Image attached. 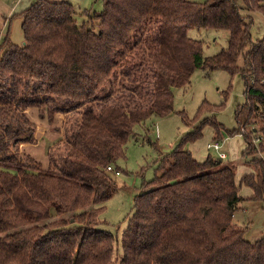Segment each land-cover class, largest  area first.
Instances as JSON below:
<instances>
[{
	"label": "trees",
	"instance_id": "16d2710c",
	"mask_svg": "<svg viewBox=\"0 0 264 264\" xmlns=\"http://www.w3.org/2000/svg\"><path fill=\"white\" fill-rule=\"evenodd\" d=\"M102 2L101 12H79L68 1L35 0L19 14L24 43L0 44V264H264V237L250 242L235 222L243 202H264V38L253 40L251 14L264 17V0ZM193 29L227 31L228 48L205 57ZM198 69L244 78L246 102L228 133L244 138L253 171L238 184L237 166L219 157L200 163L181 148L163 155L134 198L115 259V235L100 228L118 190L107 169L120 172L138 127L171 114L175 89ZM32 108L50 121V111L67 114L49 172L18 154L34 133ZM205 110L213 107L204 102ZM199 119L183 115L192 127L184 144L208 125L215 142L224 140L222 124Z\"/></svg>",
	"mask_w": 264,
	"mask_h": 264
},
{
	"label": "rangeland",
	"instance_id": "374dc122",
	"mask_svg": "<svg viewBox=\"0 0 264 264\" xmlns=\"http://www.w3.org/2000/svg\"><path fill=\"white\" fill-rule=\"evenodd\" d=\"M190 1L204 3L206 0ZM14 4L12 0H0V44L6 37H9L14 44L24 43L22 19L19 18V14L24 10V8L21 9L24 4L18 3V7L13 10ZM74 4L78 9L80 8L81 12L91 9L97 12L103 10L102 0H87L81 5ZM251 14L254 17L252 37L254 41H260L264 38V17L258 12ZM81 17L82 15L77 18L80 23L84 19ZM189 36L203 43L205 57L214 56L228 48L227 31L193 29L189 32ZM245 91V81L240 74L231 76L224 70L206 72L198 69L191 78L190 86L175 89L174 111L171 114L160 118L153 117L138 127L136 138H132L125 148V157L117 162L120 173L112 171L118 190L105 203L104 213L101 215L103 222L100 228L115 235V259H120L124 253L122 241L133 214L134 198L143 192L144 183L154 179L157 161L163 155L181 148L190 151L200 163H203L209 155L218 157L216 151L207 149L208 144L215 143L214 131L209 125L204 128L203 137L199 141L193 144L183 143L184 136L192 131V127L185 124L183 115L189 120H195L197 116L200 117L199 120L213 119L225 127L222 134L224 141L220 142H224L223 151L228 158L223 162L227 166H237L238 184L245 174L253 171L244 163V138L239 135L230 137L228 133L237 128L235 112L246 102ZM204 102H208L213 107V111L205 110L199 114ZM46 117L48 118V115H45V119L29 115L34 126L33 136L29 141L17 146L21 149L20 153L18 151L21 160L25 163L32 162V165L39 167L43 172L51 170L49 154L51 150L55 151L56 147L65 143L62 140L66 134V126H63L60 114L52 122ZM60 155V153L57 154V156ZM241 194L249 198L253 192L250 188L242 186ZM240 207V211L235 216V222L240 227L248 228L247 240L250 242L260 240L264 237V202L245 201Z\"/></svg>",
	"mask_w": 264,
	"mask_h": 264
},
{
	"label": "crops",
	"instance_id": "0c3cea01",
	"mask_svg": "<svg viewBox=\"0 0 264 264\" xmlns=\"http://www.w3.org/2000/svg\"><path fill=\"white\" fill-rule=\"evenodd\" d=\"M35 0H12V3H15L14 5H13V7H12V9L14 10V9H16V7H18L17 5H18V3H22V5L24 4V6H22L21 7V9H23L24 8V10H26L33 2H34ZM49 1H53V2H63V1H68V2H70L71 4H73L74 6H75V4L74 3H76L77 5H81L82 3H85L87 0H49ZM76 7V6H75ZM77 8V7H76ZM23 10V11H24ZM77 10L79 11V12H81L80 11V8L78 9L77 8ZM92 10V9H91ZM22 11V12H23ZM93 11H95V10H93ZM95 12H97V11H95ZM81 16V15H80ZM82 18H84L85 19V17L84 16H82L81 17V19ZM83 19V20H84ZM82 20V21H83ZM39 112H40V114H39ZM42 111L40 110V109H38L37 110V108H32V109H29L28 111H27V114L28 115H34L35 117L36 116H39L40 118H42V113H41ZM53 112L52 111H50V113H47V114H49L50 116H53L52 117V121L53 120H55L56 119V117H58L59 116V114H60V117H61V120L63 121V126L65 125V120H66V113H55V115H53L52 114ZM47 118V117H46ZM44 119H45V117H44ZM47 120L48 121H50V118L48 117L47 118ZM51 121V122H52ZM64 128V127H63ZM63 135H64V133H63ZM63 142L65 141V136H64V139L62 140ZM62 142V143H63ZM28 144V143H27ZM210 144H208L207 145V149H208V146H209ZM23 146V145H22ZM25 147V146H24ZM20 150L21 149H18V151H19V153H20ZM209 150V149H208ZM222 150H224V145H223V148H222ZM227 158H228V156H227ZM27 165H32V162H29V163H27ZM51 169H52V167H51ZM249 174V173H248ZM246 175V174H245Z\"/></svg>",
	"mask_w": 264,
	"mask_h": 264
},
{
	"label": "built area",
	"instance_id": "2783aa9c",
	"mask_svg": "<svg viewBox=\"0 0 264 264\" xmlns=\"http://www.w3.org/2000/svg\"><path fill=\"white\" fill-rule=\"evenodd\" d=\"M224 141V140H223ZM224 145V142H215L214 144H211L208 146L209 150H214L217 152V156L221 158L222 160L227 159V154L222 150ZM108 171H115L112 167H108ZM117 172V171H116ZM120 172H118L119 174Z\"/></svg>",
	"mask_w": 264,
	"mask_h": 264
},
{
	"label": "water",
	"instance_id": "95a60500",
	"mask_svg": "<svg viewBox=\"0 0 264 264\" xmlns=\"http://www.w3.org/2000/svg\"><path fill=\"white\" fill-rule=\"evenodd\" d=\"M219 160H220V161H222V159H221V158H219Z\"/></svg>",
	"mask_w": 264,
	"mask_h": 264
}]
</instances>
